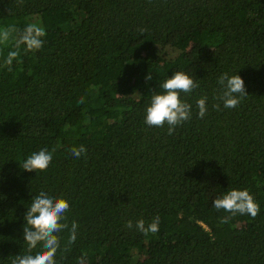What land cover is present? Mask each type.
<instances>
[{
	"label": "trees",
	"instance_id": "trees-1",
	"mask_svg": "<svg viewBox=\"0 0 264 264\" xmlns=\"http://www.w3.org/2000/svg\"><path fill=\"white\" fill-rule=\"evenodd\" d=\"M29 23L46 31L41 50L22 45L9 71L13 45H0V264L25 254L42 190L79 226L63 256L60 233L57 264H264V0H0V28ZM176 71L199 88L181 94L192 118L169 135L145 116ZM223 73L245 82L236 108L216 99ZM44 147L45 171L21 168ZM232 189L253 195L255 219L220 223L230 214L213 201ZM156 216L157 233L136 229Z\"/></svg>",
	"mask_w": 264,
	"mask_h": 264
},
{
	"label": "clouds",
	"instance_id": "clouds-1",
	"mask_svg": "<svg viewBox=\"0 0 264 264\" xmlns=\"http://www.w3.org/2000/svg\"><path fill=\"white\" fill-rule=\"evenodd\" d=\"M22 5L23 0H17ZM46 36L45 29L38 23H29L22 30L15 25L0 28V45H13L4 60L8 70H12L14 61L20 57L21 46L25 52L39 51L43 48ZM151 80V74L146 76ZM221 87V95L216 99L223 101L224 108H236L241 101L248 96L245 89V82L238 74L229 76L223 73L218 78ZM162 93L153 94L150 104L146 108L145 123L149 126L163 127L168 125V134L172 135L175 128L192 118V105L181 98V94H190L199 88V83L189 76L186 72L176 71L171 78L163 84ZM207 96H203L196 101L198 116L204 118L208 111ZM83 103V98L80 100ZM214 108L220 110V104H214ZM87 149L81 145L72 147L71 154L80 158L86 154ZM53 151L47 147L28 156L21 168L32 171H45L53 160ZM215 209L229 213V216L222 217L220 223H228L229 220L240 215H250L251 218L259 214L260 206L255 201L253 195L247 189H232L213 201ZM70 204L63 198H56L53 195L40 191L32 198V203L28 207L24 219L26 224L23 226V239L27 244L25 254L16 255L11 259V264H57L56 255L61 251L60 233L67 231L68 237L61 255L68 252L71 245L77 239L78 224L75 220L69 224L67 213ZM160 218L156 216L150 224L145 225V221L140 219L136 222V229L148 235L159 231ZM126 227L131 229L133 223L129 220ZM39 245V249L37 247ZM33 250H36L35 252ZM80 264H84V258H80Z\"/></svg>",
	"mask_w": 264,
	"mask_h": 264
}]
</instances>
